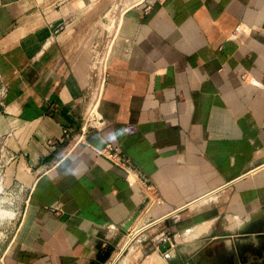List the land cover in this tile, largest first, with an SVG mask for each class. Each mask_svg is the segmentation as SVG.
Wrapping results in <instances>:
<instances>
[{"label":"crops","instance_id":"crops-1","mask_svg":"<svg viewBox=\"0 0 264 264\" xmlns=\"http://www.w3.org/2000/svg\"><path fill=\"white\" fill-rule=\"evenodd\" d=\"M79 1L0 0V264H167L162 236L263 224L264 0Z\"/></svg>","mask_w":264,"mask_h":264},{"label":"rangeland","instance_id":"rangeland-1","mask_svg":"<svg viewBox=\"0 0 264 264\" xmlns=\"http://www.w3.org/2000/svg\"><path fill=\"white\" fill-rule=\"evenodd\" d=\"M137 0H80L79 3L81 4H85L87 6L88 9H94L96 11H98V13L101 14V17L104 18V20H108L109 16L112 15L113 18L116 17V12H118L119 10L127 7L128 5H131L132 3H134ZM116 11V12H114ZM108 16H107V15ZM107 16V17H106ZM110 20V19H109ZM106 24V23H105ZM1 146H0V222L4 221V216L3 214H5V216H7V214L11 215L12 214V210H14V214L13 216L15 217L16 213L18 210L15 209H3V204H4V199L6 200H12L13 201V206L16 205V200H18L19 197V189H20V183L19 181H17L16 179H12V180H7L5 177V171L6 168L11 166V161H4L1 159ZM13 166H16L15 163H12ZM6 182V184H4V182ZM7 185V189L6 188ZM5 190V193H3V191ZM224 221V219H219L218 222L216 223V235L217 237H221L218 239H213L211 238L212 241H214L213 243L209 242L207 244H203L194 254V258L192 259V262L194 259H197L199 257L202 258L203 255L205 254L206 256H210L208 255V248L209 247H213V249H223L226 248L227 251H231V247L227 246V240H231V244L233 243V239L229 238V236H234V237H245L248 238L246 240H243L242 242H238V245L240 248H242L243 246H246L247 243L251 242V235H254L255 237H258V241L264 243V223L262 224H255V225H251V226H238L236 227L234 230L231 231H227L223 229L222 226V222ZM231 225V222L225 223V227L229 228V226ZM214 228V224L212 225ZM182 233V232H180ZM187 234V233H186ZM186 234L180 235L181 237V242L183 243H188L191 242L193 240H184V237L186 236ZM179 235V234H178ZM211 235H214V231L211 232ZM176 236L172 235L170 236L167 240H165L166 242H170L171 244H173L174 248L175 247V241H176ZM204 236V235H203ZM228 238H225L227 237ZM164 237V236H162ZM208 237V236H207ZM202 238V236H198V239ZM229 240V241H230ZM163 241V242H165ZM179 241V240H178ZM176 250V249H175ZM171 250H168L166 252H164V259L166 261L167 264H180V263H184L185 264H189V259L182 261L181 259H177L178 257H180L179 252L176 250V256L171 255ZM230 254V253H229ZM126 255V247L125 249H123L122 251L120 250V254L116 255L113 259V261L110 264H122L123 263V258ZM166 257V258H165ZM177 257V258H176ZM204 258V257H203ZM132 264H140V262H138L137 260H133Z\"/></svg>","mask_w":264,"mask_h":264},{"label":"built area","instance_id":"built-area-1","mask_svg":"<svg viewBox=\"0 0 264 264\" xmlns=\"http://www.w3.org/2000/svg\"><path fill=\"white\" fill-rule=\"evenodd\" d=\"M112 15H110V20H114ZM97 62H98V60H96V63ZM99 69L96 70L97 71L96 74L94 73L95 76L98 75V73L100 74ZM94 82L95 83H94V87H93V95H92V99L88 105L85 116L83 118V123L81 126L82 130H86L89 127H101L105 122L104 119L98 114L97 109H96L97 108V99H98L99 90H100V86H101V82H102V77L98 76ZM97 152H98V154H100L104 158L112 161L117 166H119L125 174H127V175L131 176L133 179H135V180L137 179L143 183L141 176H139V174H137V168L130 162L129 158H127L125 155L118 153L116 147H114L111 144H106L104 147L99 148L97 150ZM168 238H169L168 236L161 237V239L163 241L167 240Z\"/></svg>","mask_w":264,"mask_h":264},{"label":"flooded vegetation","instance_id":"flooded-vegetation-1","mask_svg":"<svg viewBox=\"0 0 264 264\" xmlns=\"http://www.w3.org/2000/svg\"><path fill=\"white\" fill-rule=\"evenodd\" d=\"M251 236L250 243L242 248L235 249V251L229 252L226 248L217 250L209 247L208 255L210 256L204 254V258L194 259L193 264H264V243L259 242L258 237Z\"/></svg>","mask_w":264,"mask_h":264},{"label":"water","instance_id":"water-1","mask_svg":"<svg viewBox=\"0 0 264 264\" xmlns=\"http://www.w3.org/2000/svg\"><path fill=\"white\" fill-rule=\"evenodd\" d=\"M138 212L134 213L131 221L136 217ZM209 241V238H200L197 239L195 241H191L188 243H183V242H177L175 241V247L173 246V244H171L170 242H163L160 246H159V250L164 253L168 250H171V255L176 256V250L179 252L180 257H176L178 260L181 259L182 261H185L187 259H189L190 257H192L196 251L203 245L206 244ZM236 243V249H239V245H238V241L235 242ZM176 249V250H175ZM172 250L174 251V253H172Z\"/></svg>","mask_w":264,"mask_h":264},{"label":"bare ground","instance_id":"bare-ground-1","mask_svg":"<svg viewBox=\"0 0 264 264\" xmlns=\"http://www.w3.org/2000/svg\"><path fill=\"white\" fill-rule=\"evenodd\" d=\"M202 238H207V236H205V237H202ZM208 238H209V241L207 242V243H209V242H211L212 240H211V238H210V236H208ZM231 238L233 239L232 241H233V243L231 244V251H235V249H236V241H238V242H242L244 239H245V237H234V236H231ZM200 239V238H199ZM176 241L177 242H181V241H178L177 239H176ZM214 241H212L211 243H213ZM206 243V244H207ZM230 246V245H229ZM172 253H174V251L172 250Z\"/></svg>","mask_w":264,"mask_h":264}]
</instances>
